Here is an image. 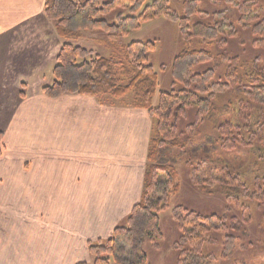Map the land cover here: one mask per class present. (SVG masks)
<instances>
[{
  "label": "trees",
  "instance_id": "trees-1",
  "mask_svg": "<svg viewBox=\"0 0 264 264\" xmlns=\"http://www.w3.org/2000/svg\"><path fill=\"white\" fill-rule=\"evenodd\" d=\"M145 1L44 2V15L54 23L56 33L64 43L52 68L53 80L42 85L40 91L50 98L62 94H77L99 98L108 96L121 100L130 94V106L146 110L151 119L139 200L108 237L87 242L90 262L76 264H148V255L143 244L149 242L155 247L158 246L162 239L160 214L167 209H171V216L180 233L173 245L177 252L175 264H211L212 255L205 253L204 249L206 236L209 231L221 229L226 224L225 219L216 214L205 215L180 205L170 207L172 198L180 188L179 176L172 165V151L180 150L182 146L177 133L176 117L192 111L201 124L209 118L208 114H213L210 120L212 131L206 134V141L215 143L214 145L223 143L226 149L232 151L240 146V131L247 130L248 124L254 127L258 120L256 115L264 117V105H261L260 110L253 107L247 109L249 102L246 100L253 95L258 96L260 82H264V79L251 67L247 58H240L238 55L225 53L213 66L196 72V68L204 64L209 54H204V50L185 48L174 57L169 67L171 88L157 92L159 76L149 63L156 42L145 40L124 44L123 37L131 29L139 27L142 22L164 16L177 24L181 37L185 39L189 26L195 25V22L189 23V20L197 15L199 10L197 4H182L181 16L170 10L168 0H152L143 6ZM115 10H128L130 14H118L114 21L104 18ZM239 11V22L246 24L244 27L250 29L252 45L261 46L264 43V17L259 14V8L257 7V12L256 7L250 10L246 4H239ZM222 25L223 23L204 21L199 24L197 37H200L206 46H214L216 38L222 33ZM95 31L106 35L114 52L111 57L92 56L90 50L72 43L82 39L84 32ZM228 90L231 92H227ZM224 93L229 97L227 102H230L226 103V107L219 114L218 105L221 103L220 99L225 96ZM156 94L157 101L153 104ZM19 95L23 97L24 90H21ZM231 103L234 104L232 109ZM227 113H230L229 117L221 119L222 114ZM248 118L252 119L251 123ZM181 120L185 121V118ZM1 136L0 132V140ZM201 148L203 151L206 149L203 145ZM196 149L194 146L192 151ZM249 154L247 157L251 156ZM252 166L256 167L257 163L247 168L244 164L247 171L244 173L245 177L250 176ZM209 168L214 169L215 166L209 164ZM254 171L253 179L247 183L257 184L254 194L256 198L261 199L264 197V163L254 168ZM160 174H163L162 178ZM199 175L196 164L192 176L195 185ZM233 175L236 178L240 174L236 171ZM229 243L230 240L225 245V254Z\"/></svg>",
  "mask_w": 264,
  "mask_h": 264
},
{
  "label": "crops",
  "instance_id": "crops-1",
  "mask_svg": "<svg viewBox=\"0 0 264 264\" xmlns=\"http://www.w3.org/2000/svg\"><path fill=\"white\" fill-rule=\"evenodd\" d=\"M44 2L0 0V85L28 88V73L38 84L18 93L1 132L0 264L89 263L87 242L108 237L141 194L147 111L93 96L47 97L40 88L55 60L12 58L44 23Z\"/></svg>",
  "mask_w": 264,
  "mask_h": 264
},
{
  "label": "rangeland",
  "instance_id": "rangeland-1",
  "mask_svg": "<svg viewBox=\"0 0 264 264\" xmlns=\"http://www.w3.org/2000/svg\"><path fill=\"white\" fill-rule=\"evenodd\" d=\"M151 1L146 0L143 6ZM168 4L172 12L181 16H183L182 4L198 5V14L189 20V23L195 22V25L189 26L185 39L181 37L177 24L164 16L142 22L139 27L131 29L123 37L124 44L145 40L156 42V47L150 54L149 63L152 64L159 76L157 92L171 88L172 80L169 67L174 57L185 48L200 49L206 51L204 54H209L208 59L203 62L204 64L196 68V72L213 66L217 59H222L223 55L228 53L238 55L240 58H247L251 67L255 68L257 74H260L264 79V43L261 46L252 45L250 29L244 27L246 24L239 22V4H246L250 10L252 7H256V11L258 7L259 14L264 17V0H168ZM118 14L126 16L130 12L115 10L104 18L114 21ZM43 17L44 23L41 25L43 29L39 26L33 36H28V39L22 43L27 49L23 48L25 51L23 50L22 54H15L12 57L14 60L27 56L30 60L42 59L43 65L49 58L55 60L64 41L58 36L54 23L46 18L44 12ZM204 21L223 23L222 33L216 38L214 46H206L199 39L200 37H197L199 24ZM29 35L31 34L29 33ZM72 43L90 50L92 56L111 57L114 54L106 35L100 31L84 32L82 39L72 41ZM36 52L38 56H36ZM40 52H43L44 58L39 56ZM19 67L25 66L20 63ZM27 75L25 81H27L28 88L25 87L26 85L22 88L19 87L20 85L7 82L0 85V97L2 96L0 98V132L5 129L8 123L10 107L16 101L18 93L21 90H24V93L34 92L38 86L31 80V75L29 73ZM52 80L51 73L43 85L51 83ZM260 86L258 96L253 95L246 99L249 102L247 109L253 107L260 110L261 105H264L263 81L260 82ZM227 92H231V90ZM226 93L220 99L219 114L226 107V103L230 102H227L229 97ZM100 98L106 103L130 106L132 96L129 94L121 100H115L108 96ZM156 101L157 94L153 104H156ZM233 105L231 103L230 109L233 108ZM242 108L244 109V105ZM229 114H222L221 119L229 117ZM212 115L208 114L209 118H206L201 124L192 111L176 117L178 119L177 133H179L182 146L180 150L172 151L174 154L172 165L179 176L180 188L172 198L170 207L180 205L205 215L216 214L225 219L226 224L221 229L209 231L206 236L204 249L205 253L212 255L211 264H264V197L256 198L254 190L257 188V184L247 183L255 175L254 168L264 163V117L256 115L258 120L255 122V126L252 127L248 124L247 130L240 131L242 133L240 146L232 151L226 149L223 143L214 145L215 143L206 141V134L212 131L210 122L213 118ZM181 118H185V121H182ZM248 120L251 123L252 119L248 118ZM202 145L206 147L204 151L201 148ZM194 146L197 149L193 152ZM248 153H250V157H247ZM255 163H257L256 167H250V176L245 177L244 173L247 171L244 169V164L247 168ZM196 164L200 175L195 185L192 176ZM209 164L215 168H209ZM236 171L240 175L235 178L233 172ZM160 177L162 178L163 174H160ZM160 218L162 239L158 246L155 247L149 242L143 244L148 255V264H175L177 252L173 245L180 235L177 223L171 216V209L162 212ZM229 240L231 243H229V249L225 254L224 248Z\"/></svg>",
  "mask_w": 264,
  "mask_h": 264
}]
</instances>
